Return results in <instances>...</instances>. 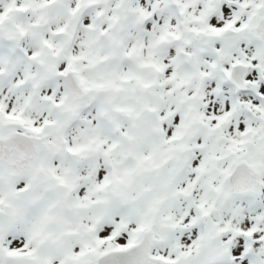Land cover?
<instances>
[{
    "label": "snow or ice",
    "instance_id": "obj_1",
    "mask_svg": "<svg viewBox=\"0 0 264 264\" xmlns=\"http://www.w3.org/2000/svg\"><path fill=\"white\" fill-rule=\"evenodd\" d=\"M0 264H264V0H0Z\"/></svg>",
    "mask_w": 264,
    "mask_h": 264
}]
</instances>
